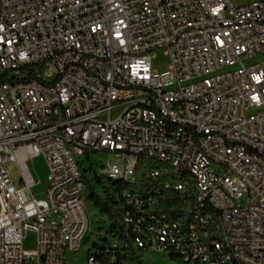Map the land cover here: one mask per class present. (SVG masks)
<instances>
[{
	"label": "built area",
	"instance_id": "1",
	"mask_svg": "<svg viewBox=\"0 0 264 264\" xmlns=\"http://www.w3.org/2000/svg\"><path fill=\"white\" fill-rule=\"evenodd\" d=\"M95 152L111 155L99 164L121 184L120 217L88 264L132 247L264 264V0H0V264L81 249L80 162Z\"/></svg>",
	"mask_w": 264,
	"mask_h": 264
},
{
	"label": "rangeland",
	"instance_id": "2",
	"mask_svg": "<svg viewBox=\"0 0 264 264\" xmlns=\"http://www.w3.org/2000/svg\"><path fill=\"white\" fill-rule=\"evenodd\" d=\"M236 4H248L254 0H232ZM153 66L159 71L163 72L169 68L170 56L166 52L165 48H157L153 52ZM117 113H115L116 115ZM92 158L96 161L93 163V167H96V175L98 173L101 176H97L99 181L92 179L91 171H85L86 179L94 190L104 197L105 195V181H103V168L99 163H105L107 159L111 158V155L95 152L92 153ZM29 168L39 183L33 188V192L37 197H43L44 191L48 186L47 181V164L42 156L36 157L33 161L28 163ZM12 177L16 184H20V170L16 162H8ZM84 205L88 215L89 228L87 238L83 241L82 247L76 252H67L68 264H88L89 249L93 245L108 247L112 244L116 235L114 234L112 219L102 214L99 209L93 204L91 199L86 195L84 197ZM24 247L26 250H34L36 248V235L33 231H30L25 239ZM111 260L116 264H177L171 259L169 252L164 251H140V250H127L124 251L121 248L116 249V253L113 252Z\"/></svg>",
	"mask_w": 264,
	"mask_h": 264
},
{
	"label": "trees",
	"instance_id": "3",
	"mask_svg": "<svg viewBox=\"0 0 264 264\" xmlns=\"http://www.w3.org/2000/svg\"><path fill=\"white\" fill-rule=\"evenodd\" d=\"M93 159L91 158V155L87 153L85 155V158L80 162L81 169L83 172V176L86 181V195L87 198L89 197L93 204L99 209V211L102 214H105L108 216L109 219H112V226L113 230H115L117 227H119V217H120V201L118 199L119 197V192L121 190V184L118 181H112L103 175V181H105V195L102 197L99 195L93 188L92 185H90L89 181L86 179V174L85 171H91L92 173V179L99 181L97 176H101L100 173L96 175L97 168L93 167ZM102 167V165H100ZM94 248H101V246H96L93 245ZM129 250H135V248H130ZM141 251V250H140ZM171 259H173L177 264H184L182 261L179 259L177 254L170 253ZM117 262V261H116ZM113 263V264H116Z\"/></svg>",
	"mask_w": 264,
	"mask_h": 264
}]
</instances>
